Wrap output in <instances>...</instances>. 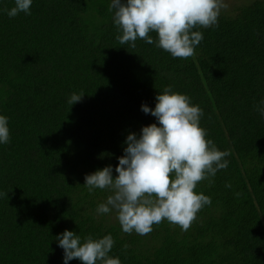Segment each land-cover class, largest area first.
Returning a JSON list of instances; mask_svg holds the SVG:
<instances>
[{
    "label": "trees",
    "instance_id": "obj_1",
    "mask_svg": "<svg viewBox=\"0 0 264 264\" xmlns=\"http://www.w3.org/2000/svg\"><path fill=\"white\" fill-rule=\"evenodd\" d=\"M109 0H33L30 14L0 11V264H63L64 229L111 234L121 264H264V0L218 14L194 54L173 57L137 38L123 45ZM13 0H0V9ZM149 35L156 40V33ZM186 94L228 165L194 191L210 197L186 230L162 219L121 231L96 205L109 191L84 175L123 155L128 132L156 122L140 109L165 86ZM84 93L72 105V93ZM231 185L226 187L225 184ZM238 193V195H237ZM68 264H82L77 258Z\"/></svg>",
    "mask_w": 264,
    "mask_h": 264
},
{
    "label": "clouds",
    "instance_id": "obj_2",
    "mask_svg": "<svg viewBox=\"0 0 264 264\" xmlns=\"http://www.w3.org/2000/svg\"><path fill=\"white\" fill-rule=\"evenodd\" d=\"M33 0H13L11 7L0 9L8 17L30 14ZM222 0H109L108 11L120 33L121 45L135 46L137 38L162 48L173 57L186 58L203 38L195 26L215 27ZM156 33V40L149 35ZM84 93H72V105ZM140 109L155 117L141 126L139 134L128 132L123 141V155L117 157L116 175L112 165L84 175L83 186L89 192L107 189L109 195L96 205V213L115 211L122 232L143 235L162 219L186 230L196 213L210 203V197L194 191L198 181L227 167L228 150H219L200 126L202 109L190 103L186 94L165 86L155 95V105L145 103ZM264 119V98L255 106ZM8 117L0 114V144L9 141ZM226 187H231L225 184ZM238 195V193H237ZM63 249V264L77 258L82 264H121L119 257L109 256L113 246L111 234L93 238L64 229L55 236Z\"/></svg>",
    "mask_w": 264,
    "mask_h": 264
},
{
    "label": "rangeland",
    "instance_id": "obj_3",
    "mask_svg": "<svg viewBox=\"0 0 264 264\" xmlns=\"http://www.w3.org/2000/svg\"><path fill=\"white\" fill-rule=\"evenodd\" d=\"M254 0H222V7L219 10V14H226L230 15L234 12V9L240 5L249 4ZM109 216L112 217V219H116L115 211H111L109 213Z\"/></svg>",
    "mask_w": 264,
    "mask_h": 264
}]
</instances>
